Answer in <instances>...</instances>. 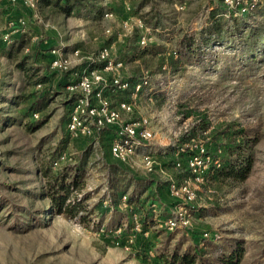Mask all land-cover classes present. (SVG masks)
I'll return each instance as SVG.
<instances>
[{
	"label": "rangeland",
	"instance_id": "rangeland-1",
	"mask_svg": "<svg viewBox=\"0 0 264 264\" xmlns=\"http://www.w3.org/2000/svg\"><path fill=\"white\" fill-rule=\"evenodd\" d=\"M218 1L148 0L136 12L138 0H102L112 16L95 21L74 14L63 16L57 8L39 2L34 8L22 4L12 11V17L26 20L27 28L11 43L0 42V97L42 90V85L30 82L23 67L33 64L42 71L58 70L51 65L52 48L60 49L68 59V68L78 70L92 61L90 57L99 48L109 47L113 59L125 61L124 79H140L147 70L151 81L150 89L140 91L133 111L124 112V117H147L153 129L149 147L155 165L148 172L136 157L134 163L123 164L124 168L163 185H149L136 209L118 202L116 207L125 215L120 220V232L114 231L119 226L106 227L113 211V203H109L111 180L105 166L112 159L108 144L113 128H104L94 137L73 140L65 130L68 112L60 96L42 111L21 116V104L0 101L5 117L15 114L21 118L16 122L0 121V196L4 198L0 205V264H161L157 254L166 246L190 241L198 242L205 256L239 248V264H264V46L250 66H234L230 71L215 70L210 62H183L172 54L181 36L198 33ZM139 13H145L152 22L158 20L159 25L155 31L154 26L144 24L150 28L152 39L142 48L137 40L143 31L135 24ZM107 28L110 31L105 33ZM20 40L22 45L18 47ZM130 47L134 54L128 53ZM58 71L54 79L61 78L63 72ZM130 92L129 87L112 92L114 96L105 94L114 104L129 98ZM30 122L32 129L28 128ZM243 130L256 135L254 167L241 182L222 181L215 173L213 160H223L227 149L241 141ZM190 132L194 136L185 138ZM90 143L94 154L84 176V188L78 191L87 194L86 204L93 211L90 221L64 214L45 215L47 200L38 196L44 185L39 167L55 157V170L75 160ZM194 144L203 147L207 164L201 167L203 176L199 180L187 167ZM177 160L180 168L173 164ZM189 176L190 190L195 195L187 204L193 220L191 227L168 229L154 218V224L142 220L144 212L153 217L149 207L152 200L159 202L160 218L169 214V208L178 204L180 197H172L166 189L167 182L182 183ZM25 210L36 219L26 218ZM133 211L139 214L140 231L132 229ZM18 216L21 225L16 220ZM99 222L104 229L95 227ZM131 233L133 238L129 240Z\"/></svg>",
	"mask_w": 264,
	"mask_h": 264
},
{
	"label": "trees",
	"instance_id": "trees-1",
	"mask_svg": "<svg viewBox=\"0 0 264 264\" xmlns=\"http://www.w3.org/2000/svg\"><path fill=\"white\" fill-rule=\"evenodd\" d=\"M45 4H53L58 6L61 11L66 14L76 9V13L93 14L94 17L101 16L104 11L102 0H42ZM148 0H138L136 12H140ZM81 9H83L81 11ZM221 1L215 4L208 12L205 24L199 29L197 34L181 36L174 49L177 57L183 62H193L196 64L211 63L218 71H230L232 67L238 68L242 66H250L257 57V52L264 46V4L257 5L246 13L237 16L228 17L223 13ZM144 24L157 26L158 20L151 21L145 13H139ZM22 45V40L18 42V47ZM214 45H220L219 49H214ZM142 48V47H141ZM144 51V50H143ZM141 51V53L143 52ZM213 53L211 56L209 53ZM139 53V57H142ZM134 54V53H133ZM24 61V60H23ZM20 65V64H19ZM84 65L89 67H102L103 62L87 61ZM25 72L31 78L33 84H41L43 89L36 90L32 94H19L12 97H0V101L12 103V105H22L23 112L21 115H30L35 111H42L52 99L57 96L61 97V104L70 110L71 103L76 95L75 92L67 90L66 86L72 79V73L77 69L75 67L63 70L61 78H53L54 72L58 71H42V68L36 65L23 67ZM31 71V74H30ZM59 72V71H58ZM31 75H34V77ZM141 79V78H140ZM139 79L129 81L136 82ZM33 96V97H32ZM32 98V99H30ZM3 109L0 110V113ZM5 112V110H3ZM4 114V113H3ZM1 113V122H16L21 118L18 115H8L9 120ZM30 124V125H29ZM28 124V128L32 129V122ZM104 130V129H103ZM99 131L98 134L102 133ZM205 130V129H202ZM243 130L240 133L241 141L232 144L227 149V155L220 160V166L214 170L216 175L222 181L238 183L247 178L254 167V150L253 142L255 141V133H247ZM193 137L192 132L185 138ZM110 143V142H109ZM93 144H87L78 154L77 158L72 162H66L55 170L52 169V162L56 160L52 157L47 163L39 167V173L43 177L44 185L42 193L38 196L47 200L45 215L64 214L68 217H79L81 221L89 222L88 217L93 212L86 204L87 194L78 193L84 188V176L91 158H93ZM109 147V144H108ZM193 153V151H192ZM107 162V176L110 178L109 192L112 198L109 203H113V211L109 217L106 227H115L121 224V219L125 217L116 204L122 195L127 196V203L136 209L137 201L146 188L154 184L156 187H162V182L153 178L142 175L129 173L124 168L123 163H119L113 159ZM0 196V205L3 202ZM115 201V204L114 202ZM22 209V208H20ZM12 211V210H11ZM26 218L36 219L34 215L24 211ZM26 214H29L28 216ZM143 221H151L152 215L144 212ZM18 222L20 217L16 218ZM142 221V222H143ZM19 224V223H18ZM99 222L95 227H101ZM198 242H187L182 245L179 242L174 243L171 248L166 246L163 251L157 254L161 264H239L242 252L238 248H232L217 256H205L198 247Z\"/></svg>",
	"mask_w": 264,
	"mask_h": 264
},
{
	"label": "built area",
	"instance_id": "built-area-1",
	"mask_svg": "<svg viewBox=\"0 0 264 264\" xmlns=\"http://www.w3.org/2000/svg\"><path fill=\"white\" fill-rule=\"evenodd\" d=\"M9 5L17 8L25 4L31 8L38 5L39 0H7ZM223 7V14L228 17L237 16L246 13L249 9L264 4V0H220ZM127 9L129 6L126 5ZM112 16L111 10L106 8L103 12V17ZM137 28L143 31L137 44L140 47L146 46L152 39L150 28L144 25L141 18H135ZM124 26H127V20L123 21ZM26 20L21 16L8 17L0 33V42L9 44L12 41L20 38L26 32ZM107 28L104 32H109ZM27 49V48H26ZM77 51V50H75ZM51 65L60 70L68 69V59H66L59 48H52ZM174 57H177L175 50H172ZM92 61L103 62L102 67L85 66L72 73V79L66 86L70 92H75L76 95L68 110L67 119L65 122V130L70 139L90 138L98 134L104 128H113L114 134L111 137L108 151L110 157L123 164L134 163L137 157L141 165L146 171H152L155 165V160L149 147V142L153 138L151 127L146 116L140 115L137 118H125V113H131L135 107L136 98L144 87H151L150 77L146 72L142 74L136 82L130 83L122 77V68L124 62L121 59H113L109 47L102 46L98 49ZM41 85V84H37ZM131 92L129 98L120 99L116 104L108 100L106 91L115 92L116 90L128 89ZM193 139V138H192ZM193 153L189 154L187 159V167L195 180L202 178L201 167L206 166L203 157V147H198L196 144ZM65 156L62 155L61 158ZM176 168L181 167V163L177 160L173 162ZM57 165V161H53V166ZM215 167L220 166V160H213ZM190 177L184 178L182 183L175 180L168 181L166 184L167 191L175 197H180L178 204L169 208V214L159 217L157 214L161 208L157 200L149 202V207L153 213V217L158 224L163 223L168 229L177 227H191L193 224L190 208L187 204L190 203L195 195L190 190ZM121 206H132L127 203V196L122 195L119 199ZM134 217L133 230H141V220L136 211L132 213ZM102 228V227H101ZM104 229V228H102ZM101 229V230H102ZM120 227L114 231L120 232ZM131 240L132 233L129 235Z\"/></svg>",
	"mask_w": 264,
	"mask_h": 264
},
{
	"label": "crops",
	"instance_id": "crops-1",
	"mask_svg": "<svg viewBox=\"0 0 264 264\" xmlns=\"http://www.w3.org/2000/svg\"><path fill=\"white\" fill-rule=\"evenodd\" d=\"M39 4L40 5H43V6H53V7H55V8H57V10L63 15V16H66V17H68V16H70V15H72V14H74V15H77V17H79V18H82V19H85L86 21L87 20H89V19H91V20H97V19H103L104 17H103V13H102V15L101 16H98V17H94V15L91 13V14H85V13H81V14H78V12L76 13V9H74V10H72L71 12H70V14H66V13H64L63 11H61L60 10V8L58 7V6H55V5H53V4H45L44 5V2L42 1V0H39ZM105 9H106V7H104V11H105ZM13 10H15V8H13V7H11L10 5H9V3H8V1L7 0H0V29L1 28H3V26H4V23H5V21L7 20V18L8 17H12V11ZM83 9H81V11H82ZM103 11V12H104ZM14 16H17V15H14ZM151 27H153L152 25H150ZM157 27H159V25L157 24V26H154V29H156L155 31H157L158 30V28ZM154 29H152V30H154ZM19 42V41H18ZM46 42V41H45ZM133 50L134 49H132L131 47H130V49H129V52L128 53H130V54H132L133 53ZM48 54V53H47ZM129 54V55H130ZM86 66V65H85ZM106 94H108V95H111V96H114L115 94L114 93H112L111 91H106ZM117 102V101H116ZM116 102L114 103V104H116Z\"/></svg>",
	"mask_w": 264,
	"mask_h": 264
}]
</instances>
